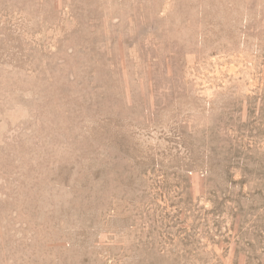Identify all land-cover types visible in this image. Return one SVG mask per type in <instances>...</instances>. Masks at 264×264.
Instances as JSON below:
<instances>
[{
    "label": "rangeland",
    "instance_id": "374dc122",
    "mask_svg": "<svg viewBox=\"0 0 264 264\" xmlns=\"http://www.w3.org/2000/svg\"><path fill=\"white\" fill-rule=\"evenodd\" d=\"M0 264H264V0H0Z\"/></svg>",
    "mask_w": 264,
    "mask_h": 264
}]
</instances>
